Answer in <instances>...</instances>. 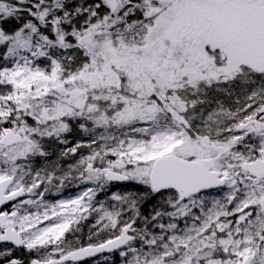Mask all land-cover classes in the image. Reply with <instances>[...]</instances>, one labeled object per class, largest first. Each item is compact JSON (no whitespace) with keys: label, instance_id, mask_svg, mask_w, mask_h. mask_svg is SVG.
Masks as SVG:
<instances>
[{"label":"snow or ice","instance_id":"snow-or-ice-1","mask_svg":"<svg viewBox=\"0 0 264 264\" xmlns=\"http://www.w3.org/2000/svg\"><path fill=\"white\" fill-rule=\"evenodd\" d=\"M213 90L235 95V107H212ZM73 125L90 139L62 155L89 154L67 170L35 169L45 141L66 144ZM70 180L93 186L44 198ZM112 181L146 191L96 201ZM148 196L160 202L144 217ZM9 202L0 242L27 250L28 264L117 249L123 264H264V0H0V205ZM0 258L24 264L11 247Z\"/></svg>","mask_w":264,"mask_h":264},{"label":"rangeland","instance_id":"rangeland-1","mask_svg":"<svg viewBox=\"0 0 264 264\" xmlns=\"http://www.w3.org/2000/svg\"><path fill=\"white\" fill-rule=\"evenodd\" d=\"M216 94L217 93H215V91L213 90V94L212 95H216ZM211 97L212 96L209 97L210 100H211ZM212 107H216V104L214 103V101L212 103ZM81 135H83L84 137H82ZM64 139L67 140V143L66 144L60 143L59 141H55L54 139L53 140H46L45 141V144L46 145H49L50 143H53V146L56 148L57 152H59V157H56L57 158V161H55L56 164H57L56 166H54V165L45 166V160L46 159H49V157H43V158L42 157H35V158H33V160L31 161L32 166L35 169H43V168H46L47 167L49 170H51L52 168L63 167V168H65V170H67V168H68V166L70 164H75L80 159L81 156H87L89 154L90 150L87 147H81V148H79L82 151L81 154H80V156L77 157V158H75L73 161H72V159L70 157L71 153L69 155H67V156L62 155V153L64 151H66L67 149L76 146V144H77L78 141L87 143V141L90 139V137L87 134L83 133L75 125H73V129H72L71 132L65 134ZM59 146H60V148H59ZM37 160H40L42 162V165H36ZM57 175H59L58 172H57ZM77 181H74L75 182L73 184L74 186L79 185V184H77V183H79ZM71 183H73V182L69 181L68 185L71 184ZM81 183L87 184L86 182H81ZM87 185L90 186V187L93 186L90 183H88ZM140 185H142V184H140ZM143 188H145V186H143ZM143 188H142V190H143ZM41 191H43V189H41ZM53 192H56V191L53 190V191H50V192L46 193L47 198H50L51 195L49 193H53ZM107 192H108V194H107ZM114 192L120 193V194L129 193L128 191L125 190V187H123L122 185L120 186L118 184H114L112 182H109L106 185L105 190H104V201H105L106 205L110 206V204H111L110 198H111L112 193H114ZM208 195L215 196V195H222V193H217L216 191H214V192H212L210 194L208 193ZM60 199L61 198H56L55 200L49 199L47 201L48 202H56V201H58ZM139 210H140L142 216L147 217L146 214H144L143 210L140 209V207H139ZM93 215H94V217L97 216L95 213ZM126 218H129L130 219V216L127 213H125V215L122 217V219L123 220H127ZM94 220L96 221V219H94ZM85 222H86L85 220H83L81 222L80 232L78 233L79 237L81 238L82 243H87L88 242L89 235L95 233V228L93 227L95 224L91 227L90 225H88V223L86 224ZM165 222H167V220H165ZM183 225H184V223H183ZM183 225H181V227H183ZM136 227L137 228L144 227L143 222L140 221V220H137ZM109 236H110V233L109 232H104L99 237V239H97L93 235L92 242L95 243L96 241H99V240H102V239H106ZM70 238H74V237H70ZM137 246H139V245H137ZM117 255H119V253ZM99 260H100V262L102 261L100 264H109L112 261H114L115 264H123V258L120 257V255L116 259L112 257V258H108V259H99ZM94 262H95L94 264H98L97 261H94Z\"/></svg>","mask_w":264,"mask_h":264},{"label":"flooded vegetation","instance_id":"flooded-vegetation-1","mask_svg":"<svg viewBox=\"0 0 264 264\" xmlns=\"http://www.w3.org/2000/svg\"><path fill=\"white\" fill-rule=\"evenodd\" d=\"M224 103V106L225 107H235V101H224L223 102ZM216 104V103H215ZM82 137H84L83 135H81ZM57 155H59V152H57V150H56V148H54V150H53ZM81 150L80 149H78V151H77V153L76 154H71L70 155V157H71V159H72V161L75 159V158H77V157H79L80 156V154H81ZM85 152V151H84ZM56 161H57V159H56ZM45 166H49V165H45ZM59 173V172H58ZM60 174V173H59ZM71 182H73V183H75L74 181H77V180H70ZM77 182H79V183H77ZM76 183L77 184H79V185H76V186H73V187H69V188H67V195H71V196H67L66 197V199H69V198H74L75 196H77L78 194H80V193H82L83 191H85L87 188H88V183L87 184H84V183H81L82 181H77ZM69 183V181L68 182H66L65 183V186L67 185ZM83 184V185H82ZM82 185V186H81ZM215 190H212V191H210L209 192V194L210 193H212V192H214ZM55 197L56 196H54V197H50V198H47V196H46V194H45V199L46 200H49V199H51V200H55ZM26 198V197H25ZM147 198V202H148V204L150 205V207L151 206H154V207H158L159 206V202H160V197L159 196H148V197H146ZM61 199H65V198H63V197H61ZM95 200L96 201H104V191H101V192H98L97 193V195H96V197H95ZM148 208H149V206H148ZM11 209V206L10 207H7V209H3V210H10ZM94 214V213H93ZM93 214H91V215H89L88 216V218L85 220L86 222V224L88 223V225H90L91 227L95 224V220L94 219H97L98 217L97 216H95L94 217V215ZM153 214V212L151 213V215ZM146 216L147 217H150V216H148L147 214H146ZM179 223H180V226L181 225H183V220H181V221H179ZM135 227H136V224H135ZM103 240V239H102ZM97 242H99V241H96L95 243H97ZM5 247H11L12 249H13V255L16 257V258H19V259H21V260H23L24 261V264H28V261L32 258V256H30L29 255V253H28V251L27 250H25V249H23V248H16L15 246H13V245H11V244H6V243H0V251H3L4 249H5ZM117 254H115V255H112V257L114 258L115 256H116ZM110 256V255H109ZM106 258V256H100V257H98L95 261H97L98 262V264H100L101 262H100V260L99 259H105ZM0 264H4V262H3V259L2 258H0Z\"/></svg>","mask_w":264,"mask_h":264},{"label":"trees","instance_id":"trees-1","mask_svg":"<svg viewBox=\"0 0 264 264\" xmlns=\"http://www.w3.org/2000/svg\"><path fill=\"white\" fill-rule=\"evenodd\" d=\"M236 91H238V90H236ZM215 99H219L222 102H224V101H235L236 97H235V95H233L231 98H229L227 93H217L216 95H212V97H211L212 103H213V101L215 103ZM241 99H243V97H241ZM75 126L78 127L77 125H75ZM53 150H54L53 143L46 145V151L48 152L47 157H49V159L45 160V165H50V166L51 165H54V166L57 165L55 161L57 159L56 157H59V155H57ZM41 164H42V162H41ZM57 168H63V167H57ZM63 169H65V168H63ZM121 185L123 187H125V190L128 191L129 193H143L146 191V189L143 188L144 185H140L139 183H137L135 181H127V182L122 183ZM71 186L72 185L69 184L68 188ZM142 188H143V190H142ZM60 191H62V190H60ZM63 195H65V193ZM148 206H149V208H148ZM139 207L141 210H143L144 214H147L148 216H151V213L153 212V208H154V206L150 207V205L147 202V198H145L139 202ZM126 219L128 220L129 218H126ZM108 238L109 237H107L106 239H108ZM87 264H89V263H87Z\"/></svg>","mask_w":264,"mask_h":264},{"label":"water","instance_id":"water-1","mask_svg":"<svg viewBox=\"0 0 264 264\" xmlns=\"http://www.w3.org/2000/svg\"><path fill=\"white\" fill-rule=\"evenodd\" d=\"M112 182H123V181H112ZM9 205H11V202H9L7 206H9ZM3 208H5V206L0 205V210H2ZM0 243H5V242H0ZM10 244H11V243H10ZM117 250H118V249H117ZM114 251H116V250H113L112 252H114ZM103 253H111V252L105 251V252H102V253H97V254H95V255H93V256L85 257V258H83L82 260L77 261V262H75V263H82V262H85V261H87V260H89V259H93V258H95V257H97L98 255L103 254Z\"/></svg>","mask_w":264,"mask_h":264}]
</instances>
